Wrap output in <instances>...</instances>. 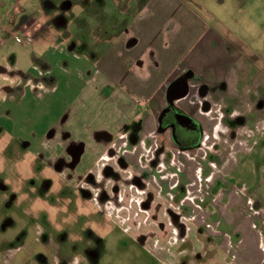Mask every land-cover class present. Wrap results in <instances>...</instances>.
<instances>
[{
    "label": "rangeland",
    "instance_id": "rangeland-1",
    "mask_svg": "<svg viewBox=\"0 0 264 264\" xmlns=\"http://www.w3.org/2000/svg\"><path fill=\"white\" fill-rule=\"evenodd\" d=\"M144 1L139 0L138 5ZM182 1L205 19L201 23L225 44L230 53L239 54L244 61L245 66L240 72L242 81L238 86L240 95L226 100V108L222 109L225 112L218 111L220 118L229 111L243 116V126L233 131L239 129L236 137L242 143L239 148L249 143L244 153L231 155L235 157L231 165L235 159L240 162L226 180L234 188H243L264 210V0ZM127 3L128 0H120L124 11L121 14L112 0H0V69L4 71L0 77L15 81L22 77L40 78L49 87L44 99L31 94L21 98V94H15L2 100L1 95L5 94L2 89L10 87L11 80H0V264H57L59 260L68 264L74 258L85 262L86 251L98 242L96 250L100 261L92 260L93 264H162L160 259L174 257L175 260L179 253L182 256L184 248L189 249L188 255L182 258L184 264L198 260L190 254L188 241L181 248L176 247L169 238L172 227L161 229L157 221L158 227H151L155 229L154 236L148 237V244L141 245L136 239L147 234L149 227L143 225L142 230L138 229L146 216L142 214L136 218L138 209L127 214L131 224L126 223L124 229L117 228L118 219L111 218L112 222L105 218L94 203L93 193L100 184L92 186L95 191L92 190L91 201L76 191L77 185L79 188L86 178V172L106 151L97 144H106L107 139L102 134L108 132L115 137L117 121L113 116H98L99 102L92 94L94 86L86 85L71 72H66L87 61L93 66L97 56L108 48V41L127 32L137 9L133 7L135 4L128 9ZM17 10L21 11L19 15ZM12 17H17L16 25H10ZM26 19L36 26L29 46L26 44L28 37L22 30V21ZM90 63L87 78L93 73ZM69 83L71 88L66 86ZM201 88L207 90L205 86ZM13 92L16 93V89ZM213 93L217 95L218 89L214 88ZM205 95L216 109L223 106V99L212 101L208 90ZM224 124L232 125L228 119ZM218 128L224 136L213 150L210 139L204 142V150L184 155L164 136V148L168 152H164V160L160 159L155 166L152 163L157 160L156 156L149 159V151L138 157L136 165L128 160H135L139 155L137 152L124 154L130 157L128 160L114 152L106 164L126 162L138 175L145 177L148 167H155L149 175L166 183L161 195L168 197L169 205L177 212L181 207L177 202L179 199L176 200L177 191L181 184L188 182L182 172L184 160L210 166L218 164L219 171L228 164L231 138L226 136L220 121ZM52 132V141L60 146L44 150L41 143H48L47 136ZM162 139L163 135L159 133L154 140L161 145ZM79 143L85 149L83 156L74 161L70 154L77 150ZM66 151L68 153H64ZM98 165L102 166V163ZM220 175L226 176V173ZM130 176L129 172L118 175L120 178ZM206 203L207 200L201 203L203 209H206ZM250 204L246 210L247 218L250 226L257 227L255 231L263 234L261 249L264 251V216L254 214L257 206L251 201ZM188 219L193 220V217ZM13 233L16 235L8 238ZM81 240L85 242L80 244ZM157 241L160 242L158 245ZM191 247L194 250L196 245ZM216 260L223 264L220 256Z\"/></svg>",
    "mask_w": 264,
    "mask_h": 264
},
{
    "label": "crops",
    "instance_id": "crops-1",
    "mask_svg": "<svg viewBox=\"0 0 264 264\" xmlns=\"http://www.w3.org/2000/svg\"><path fill=\"white\" fill-rule=\"evenodd\" d=\"M112 3L121 14L124 12L121 10L120 0H112ZM127 4L128 9L133 4V7L138 9L135 10L127 32L110 39L108 48L97 56L93 66L87 61L66 72H71L77 80L85 82L86 85L94 86L92 94L99 102L98 116H113L117 121L115 137L108 132L102 134L107 139L106 144H97L106 151L97 164L86 172V175L92 173L95 184L84 183L82 186L92 194V186L101 185L94 190V203L105 218L112 222L111 218L118 219L117 228H123L126 223L131 224L127 214H131L132 209H138L136 218L145 214L138 229L142 230L143 225L149 228L147 234L136 239L141 245L148 244V237L154 236L152 232H155V229L151 227L157 226V221L161 229L172 227L169 238L176 247L181 248L188 241L192 250L190 254L198 259L197 262L190 261L188 264H208L210 260H213L210 264H218V256L223 264H264V251L261 249L263 234L255 231L257 227L250 226L246 211L251 205L250 201L252 205L254 202L255 207L257 206L254 214L264 216V210L260 202L248 197L243 188H234L226 180L240 162L235 159L231 165V160L235 158L231 155L244 153L249 143L241 148L239 145L232 146L229 151L231 157L227 158L228 164L222 166L221 171L220 166L216 164L210 166L184 160L181 163L182 172L188 182L181 184V189L177 191L176 200L179 199L177 202L181 204L177 212L169 205L168 197L163 198L161 195L166 183L149 175L155 167H148L147 177L138 175L131 169V164L136 165L138 157L144 151L150 152L151 160L156 156L157 160H153L152 166L157 165L160 159L164 160V152H168V149H162V143L160 145L158 140L154 139L158 135L160 112L167 102V90L177 79L186 78L190 86L189 95L181 99L179 104L201 122L205 136L213 140V136L218 132L219 121L225 118L224 113L220 118L219 112H225L222 109L226 108V100L240 95L238 86L242 81L240 72L245 66L243 59L237 53H230L225 44L201 23V20L205 19L195 13L185 1L145 0L139 6V0H128ZM19 13L21 11L17 10L18 15ZM16 18L12 17L10 25H16ZM35 28V24L28 19L22 21V30L26 37L34 38ZM1 44L0 40V46ZM69 50L72 51L73 48ZM65 55L68 56V53ZM89 63L93 73L87 78ZM3 72V69H0V74ZM0 80H11L8 91L2 95L0 93L2 100L15 94H21V98L31 94L38 99H44L49 89L40 78L22 77L15 81L0 77ZM70 85L71 83L66 86L71 88ZM202 86L207 87L211 95L213 89L217 88V95L221 101L223 99V106L219 109L212 106L210 112L204 113L198 93ZM14 89L16 93L13 92ZM51 137H54V133ZM52 138L47 137L48 143H41L44 150H54L53 146H60V143L53 142ZM79 145L75 150L80 153L78 159L83 156L85 149L82 143ZM112 152H115L116 156H128L136 152L139 155L132 161L128 160L130 157L125 156L131 164L120 161L115 165L106 164ZM100 162L102 166L98 165ZM108 167L115 175L106 176L105 170ZM123 172H129L131 176L118 177ZM220 173H226V176H221ZM189 193L192 196H189ZM206 200L207 207L203 209L201 203L204 204ZM188 217H193V220ZM150 238L154 240L153 237ZM191 241L196 245L194 250L191 247L193 244L190 245ZM159 243L157 241V245ZM188 250L184 248L182 256L179 253L175 260L174 257H167V260L159 261L162 264L168 261V264H184L182 258L188 255Z\"/></svg>",
    "mask_w": 264,
    "mask_h": 264
},
{
    "label": "flooded vegetation",
    "instance_id": "flooded-vegetation-1",
    "mask_svg": "<svg viewBox=\"0 0 264 264\" xmlns=\"http://www.w3.org/2000/svg\"><path fill=\"white\" fill-rule=\"evenodd\" d=\"M180 79H184V78H180ZM8 89L9 88L7 86H4L2 91L6 93L8 91ZM206 92H207L206 89L204 90V89L200 88L198 90L199 99L203 98V99H201V101H202L201 109L204 113H208L212 109V105L208 99V96L205 95ZM189 93H190V86H189ZM189 93H188V95H189ZM215 98H218L217 100L220 99L219 95H215L213 93L211 95V100L213 101V100H215ZM166 99H167L166 105L161 110L159 118H158V134L160 133V135L161 134L163 135L162 145H161L162 149H164V136H165L168 138L171 145H173L178 151H181L182 153H193V152H199L201 150H204V148H205L204 142L206 140L208 141L209 139H206V137H205V130H204L202 124L190 112L185 110L179 104L180 100L174 101V102H169L167 96H166ZM181 113H185L188 116V119H190V120H187V118L185 116H183ZM224 116H225V118H223L220 123H222L223 128H225L226 136L231 138L230 139L231 140L230 146L232 147L235 145L236 146L241 145V141H239L236 138L238 136L237 131L239 129L236 130L235 132L233 130L243 126V124H244V119H242L243 116L242 115H234L232 111L228 114H224ZM225 119L230 120V123H232V125L230 127L224 124ZM187 121H189V122H187ZM233 123H236V124L233 125ZM52 135H53V132L50 133L47 137L52 138L51 137ZM223 136L224 135L220 133L219 128H218L217 134L213 136L212 150L214 147L217 146V144L221 140V137H223ZM232 140H234V141L232 142ZM226 143H228V142L226 141ZM171 150H174V149H171ZM64 153H68V152L66 151ZM113 153L114 152L110 153V155L112 156ZM70 155L72 156L73 160L76 161V160H78L80 153L78 151H74ZM47 158H48V160H51V158H49V157H47ZM55 158H54V160H56ZM73 170H74V168L72 169V171ZM105 174H106V176L115 175V174H113V171H112V169H110V167H108V169L105 170ZM82 181L80 182V184H84V183L85 184H95V179H94V176L92 175L91 172H89L86 175V178L84 179V181L83 182ZM80 184H79V188L77 185L76 191H79L81 196L84 199L91 201V192L87 188H85L84 186H82V185L80 186ZM42 233L44 235L45 231H43ZM15 235L16 234L13 233V236H8V238H13ZM120 239L121 238L118 237V240H120ZM84 242L85 241L81 240L80 244H83ZM99 243L100 242H98L93 249H89L86 251L85 257L87 260L85 259V262L80 261L78 258H74L68 264H93L91 262L92 260L100 261V254L96 250V247L98 246ZM70 245L72 246V244H70ZM13 257H14V255H13ZM57 264H63V263H62V261L59 260L57 262Z\"/></svg>",
    "mask_w": 264,
    "mask_h": 264
},
{
    "label": "water",
    "instance_id": "water-1",
    "mask_svg": "<svg viewBox=\"0 0 264 264\" xmlns=\"http://www.w3.org/2000/svg\"><path fill=\"white\" fill-rule=\"evenodd\" d=\"M189 93V83L186 79H178L174 81L167 90V98L169 102H174L185 98ZM188 119L185 113H181ZM189 122V121H187Z\"/></svg>",
    "mask_w": 264,
    "mask_h": 264
},
{
    "label": "built area",
    "instance_id": "built-area-1",
    "mask_svg": "<svg viewBox=\"0 0 264 264\" xmlns=\"http://www.w3.org/2000/svg\"><path fill=\"white\" fill-rule=\"evenodd\" d=\"M16 39H17V41H19V42L21 41V39H20L19 37H17ZM27 42H28V43H26V42H25V43L29 46V44L33 42L32 37H28Z\"/></svg>",
    "mask_w": 264,
    "mask_h": 264
}]
</instances>
